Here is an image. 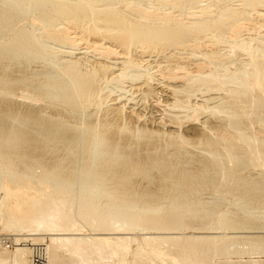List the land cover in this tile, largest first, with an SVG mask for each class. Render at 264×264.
<instances>
[{
  "label": "bare ground",
  "instance_id": "6f19581e",
  "mask_svg": "<svg viewBox=\"0 0 264 264\" xmlns=\"http://www.w3.org/2000/svg\"><path fill=\"white\" fill-rule=\"evenodd\" d=\"M253 13L264 20V0H0V93L9 86L8 92L0 95V98L6 96L10 101L21 99V102L31 103L25 109L14 108L11 103L5 106V118H0V133L6 132L0 138L5 145H0L6 148L7 153L13 148L12 158L20 166L11 159L8 164L15 169L21 167L20 171V168L15 171L9 167L4 170V161L0 162V224L6 223L4 220L9 214L5 207L6 198L13 196L4 190L3 176L6 173L11 178L10 183L21 188L32 184L44 190L43 184H47L51 190L48 197L54 199L55 204H50L53 208L45 210L49 211L48 214L43 213L47 214L46 218L43 214H40L41 218L36 215L38 221L35 223L37 228L48 231V264H152L145 252L159 245L167 246L169 250L177 249L183 234L176 230L181 227L182 221L194 230H223L226 227L227 231L187 233L189 235L185 240L190 247L189 254H180L178 250L169 255L162 253L167 262L155 258L158 264H211L213 257L224 258L218 261L219 264H247L246 260L234 261L231 256L264 255V22L260 29L258 24H251ZM70 24L82 31L85 26L89 28L92 25L95 33L103 35L104 39L114 38L112 41H115L113 45L110 39L111 43H107L106 39L102 41L104 43H90L79 36L77 29H68V25L72 28ZM253 26L257 28H254V35L241 33L242 30L253 29ZM224 34L227 37H223ZM202 36H206L210 43L201 41ZM157 39L163 40L162 43L170 41L172 45L188 43L192 48L200 49L196 52L198 49L190 48V52L189 47L184 46L190 52L186 56L204 59L197 62L206 64L203 65L206 70L192 73L190 64L182 63L184 59L180 57L179 61L176 57L172 61L174 64L177 62L174 66L169 62V65H165L170 68L169 71L184 73L180 77L176 76V72L171 74L176 76L173 79L184 80V84H181L186 86L184 92L187 96L184 99L187 104H179L181 100L176 98L171 106L174 110L180 107L182 115L177 111L175 114L168 111L167 114L169 117L172 116L169 114H173L176 118L184 115L185 119L198 121L203 116L198 123L202 125L201 134L208 138L204 144L201 141L205 147L196 148L197 145L193 152L185 148L192 144L186 145V139L180 132L173 130V134L167 130L170 137L176 136L170 139L173 143L170 146L174 145L178 151L169 152L171 147L168 146L167 153H164L165 149L162 154L152 155L146 150L147 155H144L145 152H140L143 149L139 147L142 157L137 150L138 145L135 144L134 150V146L128 149V142L147 141L150 131L134 125L137 134L133 135L131 121L128 123L132 124L131 130L128 126L129 131H126L125 122L123 126L118 124L122 126L119 128L113 121L127 119L123 110L126 101L132 98L127 97L130 92L124 83L130 80L148 85L153 79L152 65L139 58L133 59L136 55L130 56L133 52L129 54L130 57L124 58L117 47L120 44L126 55L128 50L135 49L138 42L145 40L155 44ZM118 40L119 44L114 45ZM80 41L85 44L84 47L76 46ZM92 45L99 49L96 51L100 55L95 57L96 62H89L91 65L88 66L86 53L94 50H88ZM207 45H211V49ZM173 51L178 52L176 49ZM111 54H121L123 59L115 60L113 57L112 60ZM33 62L34 68L30 69ZM96 80L99 84H96ZM111 85L115 89L118 87L119 93L109 104L104 97L108 96L106 92H112ZM194 86L200 96L189 89ZM123 100L125 102L121 104ZM41 102L43 106H39ZM91 106L101 113L104 110L102 120L97 117L92 121L89 118L92 113L87 110ZM91 110L93 112L94 108ZM139 114L135 113L137 119L140 118ZM69 118L75 119V123L71 124ZM168 119L170 123L173 120ZM175 120L172 122L176 123ZM177 121L181 124L182 119ZM124 132H127L125 138ZM140 132H145L147 140ZM214 132L226 133L216 135ZM102 143L103 147L100 148ZM130 150H133V154L127 157ZM5 152L2 151L3 155ZM196 153L202 155H198L201 159H195ZM169 158L174 163H170ZM179 165L184 169L180 173L176 171L179 174L174 185L169 187L170 197L166 207V202L162 201L168 196L164 192L162 194L168 188L165 179L171 177L174 171L171 169ZM161 166L170 170L165 174L160 170V175L165 176L163 184L166 183V188L161 184V195L158 193L160 196L155 199L154 195L149 194L147 186L155 182L158 177L155 170ZM22 177L27 179L28 184H22ZM136 177L140 178L137 182L134 180ZM143 181L147 184L142 188L144 196L141 194L139 198L138 191ZM103 185L109 199L101 201L94 196L102 192ZM108 188L119 190L120 195L108 193ZM207 188L213 191L208 192ZM225 194L232 195L233 200L230 199L229 205L233 209L227 205L229 198ZM31 202L29 205L34 209L40 206L35 201ZM105 208L111 210L108 213L111 214L110 226L100 218ZM72 219L81 222L82 225L77 223V228L86 227L88 232L71 234L72 230H76V227L72 229ZM10 220L11 230L17 231L19 223L13 217ZM214 222L220 227H215ZM149 229L153 230L152 233H143ZM124 230H134L140 234L126 235ZM93 231L125 235L92 236ZM20 235L16 234L11 239L15 244L13 252L0 241V264H32V245L39 242L32 241V235V240L20 243ZM80 242H88V248L81 247ZM131 242L133 245L135 243L134 248L128 247ZM61 249H68L72 254L65 256L60 253ZM118 257L116 263L111 261ZM252 264L257 262L252 261Z\"/></svg>",
  "mask_w": 264,
  "mask_h": 264
},
{
  "label": "rangeland",
  "instance_id": "374dc122",
  "mask_svg": "<svg viewBox=\"0 0 264 264\" xmlns=\"http://www.w3.org/2000/svg\"><path fill=\"white\" fill-rule=\"evenodd\" d=\"M253 17V18H252ZM256 18V19H255ZM260 20H262V19H260V17H258V16H255V14L253 13L252 15H251V17H250V23L252 22V23H254V25L255 26H257L256 24H258V29H260L261 27V24L264 22V20H262V21H260ZM257 21V22H256ZM259 22V23H258ZM251 23V24H252ZM71 25V24H70ZM72 26V28H69V25H68V29H70V30H75V31H77L78 30V34H79V36L80 37H83L84 39H86V40H89L90 41V43L92 42V41H94V42H96L97 43V41L99 42V43H104L105 42V39H106V41H107V43H111L112 45H113V41H115V40H113L112 41V39H114V38H105L104 39V37H103V35H100V34H97V33H95V31H94V29H93V27H92V25H89V28H87L88 27V25L87 26H85V29L82 31V30H80L79 28H75L74 29V27H76L74 24H72L71 25ZM70 26V27H71ZM74 26V27H73ZM249 26H252V25H249ZM255 26H253V29H249L250 31H253V32H250L249 30L247 31V30H242V32L241 33H243V34H245L246 32V34L245 35H249L248 33H250V35H254L253 33L256 31V30H254V28H255ZM77 29V30H76ZM255 29H257V28H255ZM263 32V31H262ZM228 35V34H227ZM210 36V35H209ZM203 38L201 39V41H204V42H207V43H210V41L209 40H207V37L206 36H202ZM223 37H227L225 34L223 35ZM93 38V39H92ZM206 38V39H205ZM91 39V40H90ZM96 39H98V40H96ZM111 40V42H110V40ZM104 40V42H102ZM158 40V39H157ZM162 41L163 40H158V42H156L155 41V44L153 43V42H151V41H146L145 42V40H144V42L143 41H140V42H138L136 45H135V49H134V47H133V49L135 50V52L136 51H138V52H134L133 51V49H132V51L131 50H128V54L126 53V55H125V50H122L121 48H122V46L119 44V40L117 41V42H114V45H118V47H117V49L119 48L120 49V53L124 56V58L125 57H127V56H129V54L130 53H132L133 52V54L132 55H130V56H132L133 57V55L134 54H136V55H134V58L133 59H140V60H143V62L145 61V63L148 65V64H150V66L152 67L151 68V75L153 76V79H150V81H149V84L148 85H145L144 86V83L143 82H137V81H130V80H128L126 83H124L125 84V88H127L128 90H129V94H128V96L127 97H129V98H132L130 101H126V106H125V109L123 110V114H124V118H127L128 120L132 117H134L133 119H130L129 120V122H128V120L127 119H125V120H123V121H121V119H115L114 121H113V123L115 124H120V125H122L123 126V123L125 122L126 123V126H125V128H127V130L126 131H129V130H131V131H134V132H132L133 133V135L136 133L137 134V132H135L136 130H134V129H136V126H137V128L139 127L140 129H143V127H144V129H146L147 131H150L149 133V140H147L146 139V134H145V132H140L141 133V135H142V137L143 138H145L147 141H138V143H137V141H129L128 143H130V144H128V149H132L131 148V146L133 147V150L135 149V144H137L138 145V148H137V150H138V152L141 150L140 148H142L143 150H144V148H146L144 151L143 150H141L140 152H145L146 150H148V151H146L148 154L149 153H151L152 155H158V154H162L163 153V151H164V153H167V149L169 148V147H171V149L169 148L168 149V151L169 152H172V153H176L178 150H177V148L173 145V146H170V145H172L173 143L172 142H170V139L172 140V137L174 138V137H176V136H174V135H172L171 137H170V135H168V133H167V130H168V132H170V133H172L173 132V134H174V131L173 130H175V132L177 133V132H180L182 135H183V137L186 139V145H191L192 144V146H190V147H192V148H190V147H185L186 149H188V150H190V151H193L194 152V150H195V146H197L196 148H199V147H205V146H203V144H204V142H205V140L208 138L207 137V135L205 136V135H202L201 133H202V130H201V128H202V125H199L200 123H198L199 121H201V120H203V116H200V120L198 121L197 119H194V118H192V120L190 119V120H188L187 119V117H186V119H185V116L183 115V116H180V117H175L173 114H175V112L178 114H180V115H182L183 114V112H181V110H180V107H177L175 110L171 107L172 105H173V103L175 102L174 100H176V98L178 99V100H183L184 101V103H183V101L181 102L180 101V103L179 104H187V100H184V99H187L186 97V92H184L185 91V89H186V86H184V85H182V84H184V83H182V82H184V80L182 81V79L180 80V79H173V77H180V76H183L184 75V73H182V72H179L178 71V73L176 72H174V70H172V71H169L170 70V68H168V66H166L165 67V65H169V64H171L172 63V61L174 62V59H175V57L177 58V61H179V58L178 57H180V59L182 60V59H184V60H182L181 62L182 63H184L185 64V62H186V64L188 63V64H190L189 65V67H191L190 68V70L192 71V73H198L199 71H203V70H206L207 68L205 67V66H203V65H206V64H202V63H199L198 64V62L197 61H203L204 59L203 58H198V59H195V58H192V57H190V55H187V56H189V57H187L185 54L186 53H190L191 52V50H190V48H192L191 46H189L188 45V43L187 44H185V45H172V43L170 42H167V43H162ZM78 42V41H77ZM81 43V41L79 42V43H77V45L76 46H79V47H84L85 46V44H80ZM106 43V44H107ZM116 43H118V44H116ZM140 43V44H139ZM161 43V44H160ZM142 44V45H141ZM154 44V45H153ZM163 45V46H160V45ZM82 45V46H81ZM147 45H149V47H147ZM150 45H152L153 47H150ZM155 45H156V47H155ZM169 45V46H168ZM141 46H144V48L143 47H141ZM165 46V47H164ZM176 46V47H175ZM184 46L186 47V48H188L187 50L188 51H190V52H188L185 48H184ZM93 47V48H92ZM137 47V48H136ZM140 47V48H139ZM146 47V48H145ZM167 47H168V49H167ZM181 47H183L182 49H181ZM204 47V46H203ZM207 47L209 48L210 47V49H211V45L210 46H208L207 45ZM212 47H213V45H212ZM150 48V49H149ZM158 48H160L162 51H160V49H158ZM163 48V49H162ZM205 49H206V46L204 47ZM91 49H94V50H91ZM118 49V50H119ZM137 49V50H136ZM139 49H141V51H139ZM143 49V50H142ZM160 51V52H158V50ZM177 50L178 52H174L173 50ZM181 51H180V50ZM193 49H198V48H192V50ZM88 50H91L90 52H89V54H88V52L86 53L87 54V57H88V59H89V61H88V66L89 65H91V63L93 64V62H96L97 61V59L95 58V57H99V49L98 48H95V45H92L91 47H90V49H88ZM96 50H98V51H96ZM153 50L154 51H156V52H153ZM167 51L166 53L164 52V51ZM184 50V51H183ZM187 52H186V51ZM194 50V51H195ZM152 51V52H151ZM171 51H172V53H171ZM185 52V53H183V52ZM200 51V49H198V51L196 50V52H199ZM97 52V53H96ZM124 52V53H123ZM141 52V53H140ZM164 52V53H163ZM169 52L171 53V54H169ZM141 54V56H140V54ZM157 53H159V54H157ZM161 53V54H160ZM174 53H176V54H174ZM90 54H92L91 56H90ZM95 54V55H94ZM114 55V54H111V55H113V56H111L110 55V57H112V60H113V57H114V59L116 60H120V59H123V56L122 55ZM138 54V55H137ZM169 54V55H168ZM163 55H164V57H163ZM185 55V58L183 57ZM119 56H122V58L121 57H119ZM129 56V57H130ZM159 56V57H158ZM160 56L162 57V58H160ZM166 56V57H165ZM170 56H171V58H170ZM91 57V58H90ZM116 57V58H115ZM119 57V58H118ZM169 57V58H168ZM93 58V59H92ZM165 59V60H163L162 61V59ZM166 58H168V60L166 59ZM170 59V60H169ZM189 59V60H188ZM191 59H194V60H191ZM186 60V61H185ZM147 61V62H146ZM160 61V62H159ZM165 61V62H164ZM89 62H91V63H89ZM162 62H163V64H162ZM169 62V64H167ZM191 62H192V64H191ZM195 62V63H194ZM156 63H158V66H157V64ZM177 62L175 61V64H176ZM174 63H172V66H174L173 65ZM35 65V62H33V64H32V66L30 67V69L32 68H34L33 66ZM161 65V66H160ZM164 65V66H163ZM202 65V66H201ZM153 66H154V68H153ZM157 66V67H156ZM171 66V65H170ZM169 66V67H170ZM155 67H156V70H155ZM160 67V68H159ZM203 67L204 68H206V69H203ZM159 68V69H158ZM164 68V69H163ZM167 68V69H166ZM153 69H154V71H153ZM169 69V70H168ZM164 70V71H163ZM176 70V69H175ZM1 71V70H0ZM158 71V72H157ZM161 71V72H160ZM168 71H169V73H168ZM164 72V73H163ZM2 73V71L0 72V74ZM159 73V74H158ZM163 73V74H162ZM166 73H168L166 76L167 77H169V79H167L166 80V76H165V74ZM171 73H175L176 74V76H175V74H174V76H173V74H171ZM156 74V75H155ZM160 74H162V75H160ZM171 74V75H170ZM169 75V76H168ZM160 76H162V77H160ZM164 77H166V78H164ZM158 78V79H157ZM161 78V79H160ZM164 78V79H163ZM172 78V79H171ZM158 82H157V81ZM160 80V81H159ZM162 80V81H161ZM170 80L172 81V82H170ZM173 80H174V82H173ZM176 81V82H175ZM96 84H99V81H97L96 80ZM129 82V83H128ZM163 82V83H162ZM141 83V84H140ZM182 83V84H181ZM124 84H123V86H124ZM133 84V85H132ZM175 84L177 85V84H179L178 86H175ZM1 85V84H0ZM130 85H132L133 87H131ZM168 85V86H167ZM172 85H173V87H172ZM112 87H113V89H112V92L110 91V92H106V95H108L107 97L105 96L104 98V101L106 100V101H108V103L110 104V101L112 102V99H114L115 97H116V94H117V92L119 93V88L118 87H116V89H115V86L114 85H111ZM110 86V87H111ZM183 86V87H182ZM146 87V88H145ZM175 87V88H174ZM177 87V88H176ZM182 87V88H181ZM147 88H149L150 89V91H148L149 89H147ZM172 88V89H171ZM174 88V89H173ZM184 88V89H183ZM197 87L196 86H194V88H190L189 87V89L190 90H193V91H195V89H196ZM8 89H9V86H7V88H5V89H1L2 91H3V93H5V92H8ZM114 89H115V91H114ZM136 89V90H135ZM188 89V88H187ZM5 90V91H4ZM134 90H135V92H134ZM140 90H141V92H140ZM142 90H144V91H142ZM132 91H133V93L134 94H132ZM146 91V92H145ZM155 91V92H154ZM177 91V92H176ZM181 91V92H180ZM115 92V94H114V96H113V93ZM143 92H144V97L142 96L143 95ZM158 92V93H157ZM3 93H0V95H3ZM179 93H182V94H179ZM195 93H196V95H197V93H199L198 91H195ZM18 94H20V92H18ZM110 94V95H109ZM140 94V95H139ZM175 94V95H174ZM180 95V96H178V95ZM159 96V97H158ZM182 96H183V98H182ZM197 96H200V93H199V95H197ZM174 97V98H173ZM179 97V98H178ZM181 97V98H180ZM6 98V99H5ZM5 98L4 97H2L1 96V98H0V113H2V114H0V118H5V109H6V107L7 106H10L11 105V103H12V106L15 108H17V107H23L24 109L25 108H27L28 106H30V104L31 103H29V102H21V99H16L15 101L14 100H9L8 99V97H6L5 96ZM107 98V99H106ZM111 98V99H110ZM154 98H156V99H154ZM109 99V100H108ZM145 99L147 100L146 102H145ZM160 99H162V100H160ZM168 99V100H167ZM150 100V101H149ZM145 103H144V102ZM166 101H168V102H166ZM171 101V102H170ZM21 102V103H20ZM121 102H123V103H121ZM120 103L121 104H124V102H125V100H123V101H121ZM157 102V103H156ZM113 103V102H112ZM160 103V104H159ZM163 103H172V104H166V105H164ZM21 104V105H20ZM40 104V105H39ZM38 105L39 106H43V104H42V102L41 103H39ZM42 104V105H41ZM118 105H119V102L117 103ZM162 104V105H161ZM24 105V106H23ZM132 105V106H131ZM5 108H4V107ZM128 106L129 107H131L132 109L130 110V108L129 109H127L128 108ZM35 107H36V105H35ZM162 107V108H161ZM166 107H171L169 110H168V108H166V110H165V108ZM3 108V110H1ZM94 108V110H93V112H92V110L91 109H93ZM134 108H135V110H134ZM161 108V109H160ZM96 109V110H95ZM158 109V110H157ZM162 109H163V112H162ZM174 110V111H170V110ZM177 109H179V111L177 110ZM87 111H90V113H92L90 116H89V118H91L92 119V121H95L96 119H97V117H98V119L100 118L101 120H102V117H103V113H104V110H103V112L101 113V111L100 110H98L97 111V108L95 107V106H91ZM125 111H127V112H125ZM168 111L171 113H173V114H169L171 117H169L168 116ZM97 112H99V113H101V114H99V113H97ZM140 114H139V113ZM165 112H166V114H167V116H164V115H166L165 114ZM131 113H132V116H130L131 115ZM135 113L138 115L139 114V119H137L138 118V116L137 115H135ZM162 113V114H161ZM125 114H127V116L125 115ZM136 116H134V115ZM164 114V115H163ZM4 115V116H3ZM142 116V118H141V116ZM2 116V117H1ZM101 116V117H100ZM161 116V117H160ZM165 118H164V117ZM173 116L176 118V120H175V118L173 119ZM130 117V118H129ZM183 117H184V119L185 120H187V121H185L184 119H183ZM202 117V118H201ZM136 118V119H135ZM161 118V122L159 121V119ZM168 118H170V120H175V122L176 123H174V122H172L171 121V123H173V124H171L170 123V121H169V119L167 120ZM172 118V119H171ZM182 119V121H180L181 122V124L180 123H177V122H179V121H177V120H181ZM70 120H72V121H70ZM120 120V122H118L117 123V121H119ZM183 120H184V122H183ZM69 121L71 122V124H74L75 123V119H71V118H69ZM80 121V120H79ZM127 121V122H126ZM130 121H131V123L133 124V126L134 125H136V126H134L133 128H131L132 127V124L130 125H128V123H130ZM165 123H164V122ZM212 121H215V119H212ZM136 122V123H135ZM183 122V123H182ZM192 122V123H191ZM197 124H196V123ZM125 123H124V125H125ZM168 123V124H167ZM185 123V124H184ZM115 124V125H116ZM116 125V126H117ZM120 125H118V127L120 126ZM142 125H144V126H142ZM180 125V126H179ZM122 126H120V127H122ZM128 126H129V130H128ZM145 126H146V128H145ZM119 127V128H120ZM177 127V128H176ZM131 128V129H130ZM148 128H149V130H148ZM163 129V130H162ZM171 129V130H170ZM162 130L163 131V133H162V131L160 132V131ZM170 130V131H169ZM177 130V131H176ZM192 130V131H191ZM201 130V131H200ZM153 132V133H152ZM6 132H1L0 133V135H1V137L0 138H3L5 135ZM131 133V134H132ZM188 133V134H187ZM222 133H226V132H214V134H216V135H218V134H221L222 135ZM88 134V133H87ZM87 134H86V136H87ZM160 134H164L163 135V137H162V135H160ZM194 134V135H193ZM201 134V135H200ZM167 135V136H166ZM187 135V136H186ZM127 136V132L125 133L124 132V135H123V137L125 138ZM169 136V137H168ZM190 136H192V137H190ZM195 137V138H194ZM140 138H141V136H140ZM147 138H148V136H147ZM162 138V139H161ZM166 138H167V140H166ZM190 138V139H189ZM194 138V139H193ZM204 138V139H203ZM197 139V140H196ZM163 142V143H160L161 141ZM195 141L194 143L192 142V141ZM160 141V142H159ZM167 141V142H166ZM201 141H203L202 143V145H201ZM1 142H3V140H1L0 139V144L3 146V144L5 143V142H3V143H1ZM134 144H133V143ZM198 142V143H197ZM104 143V142H103ZM103 143L101 144V146H100V148L101 147H103ZM132 143V144H131ZM141 143V144H140ZM148 144V145H147ZM162 144V145H161ZM0 145V146H1ZM5 145V144H4ZM123 145H125V143L123 144ZM140 145V146H139ZM141 145H143V146H141ZM159 145V146H158ZM0 147L1 149V151H0V162L2 163L3 161H4V163L5 164H8V161H10V159L11 160H14L12 157V155H13V148L11 149L10 148V153L8 152H5V150L4 149H6L5 147ZM146 146V147H145ZM169 146V147H168ZM140 147V148H139ZM144 147V148H143ZM165 147V148H164ZM159 148H163L162 150L161 149H159ZM173 148V149H172ZM3 149V150H2ZM120 149H122V147H120ZM120 149H119V151L118 152H120ZM149 149H150V151H149ZM194 149V150H193ZM133 150H130L128 153H127V157H129V156H131L132 154H133ZM155 150V151H154ZM160 151V153L159 152H156V151ZM2 151H4L5 153H4V155H3V153H2ZM153 153H152V152ZM174 151V152H173ZM139 152V153H140ZM144 153V155H147V153ZM155 152H156V154H155ZM182 152H183V150H182ZM8 154V155H7ZM10 154V155H9ZM197 155H195V159H201V157L199 158V156H202V155H200V154H198V153H196ZM6 155V156H5ZM199 155V156H198ZM140 156H142L143 157V154L142 153H140ZM5 157V159H3V158ZM7 157H8V159H7ZM9 157H11V158H9ZM19 158H20V155H19ZM133 158V157H132ZM131 157H130V159H132ZM7 159V160H6ZM71 159V158H70ZM128 159V158H127ZM129 159V160H130ZM14 162L15 163H18L17 165H19L20 166V164H19V162L17 161V160H14ZM169 162L170 163H174V160H172V159H170L169 158ZM4 163H2V165H3V168H4V170H6L8 167H9V169L11 168V166H9V164L8 165H5ZM105 163H107V162H105ZM109 163V162H108ZM159 163H162V161L161 162H159ZM162 165V164H161ZM17 167L18 169H19V171L21 170V167ZM179 167V168H178ZM178 168V169H177ZM12 170H18V169H15V168H11ZM177 169V170H176ZM184 168L183 167H181L180 165L179 166H177L176 168H172L171 170L174 172H172L171 174H172V176L173 175H175V176H171L172 177V181H171V177H167L166 179H165V181H166V183H167V186H168V188H166V183L165 184H163V180H164V178H165V176H162V175H160V173H161V171H162V173L163 174H165L166 172H168L169 170H170V168L169 169H165V168H163L162 166L161 167H158V169H156L155 170V172H157V173H155V175L156 176H158L156 179H155V182H153V183H155L154 185H153V183L152 184H150V185H148L147 186V190L149 191V194H152V195H154L153 197L155 198V199H157V197H158V195L160 194L161 195V192L159 193V191H162V186H163V188L165 189H168L167 191H166V189L164 190V191H162V194H163V192L164 193H166V195H168L167 196V198L165 199V200H162V201H164V203H165V205H166V207L168 206V197H170L169 196V194H168V191H169V187L170 186H172V185H174L173 184V182L174 181H177V176H178V174L183 170ZM161 170V171H160ZM176 171H178L179 173H177ZM167 175V174H166ZM177 175V176H176ZM9 176V174H4V176H3V180H4V190L6 191V192H11V194L13 195L12 197L11 196H9V197H7L6 198V210H7V212L9 213L8 214V216L6 217L7 218V220H6V218H5V220H4V222H6V223H3V225H1L0 224V241H1V238H8V240H9V242H10V252H13L14 250H15V244L13 243V241L11 240L14 236H16V234H22V235H20V237L22 238V241L20 242V243H22V242H26V241H28V240H32L33 238L35 239H33L32 241H36V242H43V243H46V245H47V251H48V243H49V239L47 238L49 235H48V231H46V230H42V228H37V226H36V224L35 223H37V221H38V218H36V215H39V218H41V216L42 215H40V214H43L44 212H47V211H45V210H47V209H49L51 206H53V204H55V202H54V199H51V198H49L48 196L50 195V193H51V190H50V188L48 187V185L47 184H43V186H45V189L44 190H40V189H38L37 187H35V186H33L32 184H29L28 186H26V187H20V186H18V185H16V184H14V183H10V180H11V178H10V176ZM160 177V178H159ZM176 177V178H175ZM137 178V177H136ZM134 179L136 182L137 181H139L140 180V178H137V179ZM21 179H23L22 181V184H24V185H26V184H28V182H27V179L26 178H24V177H22ZM139 179V180H138ZM162 180V182L160 181V180ZM174 179V180H173ZM161 182H159V181ZM169 180V181H168ZM145 182V183H144ZM158 182V183H157ZM168 182L170 183V184H168ZM157 183V184H156ZM146 184H147V182L146 181H143L142 182V184H141V187H140V191H138L139 193V195H138V197L140 198L141 196V194H142V188L143 187H145L146 186ZM162 184V186H160ZM165 185V186H164ZM104 186V187H103ZM102 186V192L100 193V194H97V195H95L94 197L95 198H97V199H99V200H101V201H104V200H108L109 198H108V196L106 195V193H107V191H105V189H106V187H105V185H103ZM155 186H156V189H155ZM155 190H154V189ZM151 189H153V190H151ZM209 188H207V191L208 192H212L213 190H211V189H209ZM158 190V191H157ZM151 191H153V192H151ZM206 191V190H205ZM207 191H206V193H207ZM109 192H111V193H114V194H116V195H120V193H119V190H111L110 188H108V193ZM157 194H156V193ZM153 193H155V194H153ZM159 193V194H158ZM102 194V195H101ZM143 195V194H142ZM159 195V196H160ZM193 195H194V193H193ZM144 196V195H143ZM157 196V197H156ZM225 197L227 196L229 199H227L228 201L226 202L227 203V205H229V202L231 201V200H233V198H232V195H230V194H225L224 195ZM226 197V198H227ZM28 198H30V199H28ZM154 199V200H155ZM231 199V200H230ZM31 201H35L38 205H40L39 207H40V209H39V207L38 208H36V209H34V208H32L29 204L30 203H32ZM111 201H113V200H111ZM159 202L161 201V200H158ZM216 201H218V200H216ZM226 203H225V205H226ZM37 204L35 205L36 207H37ZM50 204H51V206H50ZM49 206V207H48ZM47 207V208H46ZM229 207L231 208V209H233V207L232 206H230L229 205ZM51 208H53V207H51ZM50 208V209H51ZM49 209V210H50ZM40 211V212H39ZM43 211V212H42ZM49 212V211H48ZM48 212H47V214H48ZM37 213V214H36ZM108 213H111V210L109 209V208H105V209H103V212L100 214V218H102V222L104 223V224H106L107 226H110V218H111V214H108ZM35 214V215H34ZM47 214L45 215V214H43V217H44V215H45V218H46V216H47ZM10 217H13V218H15L16 220H17V222L19 223V224H17L18 225V227H19V231L17 230H11V220H10ZM35 217V218H34ZM34 218V219H33ZM29 219H31V221L29 220ZM36 219V220H35ZM43 219V218H42ZM33 220H35V221H33ZM72 224H73V226H72V229H74L75 227H76V225L78 226V224H80L81 222L80 221H78V220H76V222H75V219H72ZM216 221V220H215ZM28 222H30V224H28ZM32 222H34V223H32ZM24 223V224H23ZM78 223V224H77ZM22 224V225H21ZM28 224V225H27ZM75 224V225H74ZM215 224H217V226L215 225ZM24 225V226H23ZM26 225V226H25ZM29 225H31V226H29ZM33 225V226H32ZM36 227H35V226ZM80 225H82V224H80ZM2 226V227H1ZM20 226H23L22 228H23V230H22V228L20 227ZM214 226L215 227H220L219 226V224L216 222H214ZM25 227H27V228H25ZM32 229H31V228ZM79 227V226H78ZM147 227L149 228V226L147 225ZM6 228V229H5ZM35 228H37V229H40V230H37V229H35ZM226 227H223V230L220 228V230H217V229H219V228H215V229H192L191 228V226L190 225H187V223H185V222H181V227H179V229H177L176 231L177 232H179L180 234H183L182 235V238H181V240H180V242H179V246L177 247V249H175V250H178L179 252H180V254H183V255H188L189 254V245H188V243H187V241L185 240L186 239V237L189 235V234H192V233H197V234H199V233H201L202 231H213L214 233L215 232H217V231H227V229H225ZM9 229V230H8ZM28 229V230H27ZM79 229H81V230H79ZM5 230V231H4ZM11 230V231H10ZM42 230V231H41ZM21 231V232H20ZM152 231L153 230H151V229H149V230H147V232H145V231H143V233L144 234H147V233H152ZM201 231V232H200ZM23 232V233H22ZM32 232H34L33 234H28V233H32ZM37 232V233H36ZM42 232H43V234H42ZM72 232H74V233H87L88 231L86 230V227H81V228H77L76 227V230H72L71 231V234H72ZM126 235H134V234H140V232H138V231H127V230H124L123 231ZM122 232V233H123ZM128 232H129V234H128ZM132 232V233H131ZM16 233V234H15ZM35 233H36V235H35ZM38 233H40L39 235H40V237H39V235H38ZM113 233H115V234H112V233H106L105 234V232H92V236H98V235H123V234H120V233H118V232H113ZM187 233H189V234H187ZM124 234V235H125ZM185 234V235H184ZM208 234H210V233H208ZM25 235H26V237H25ZM31 236L30 238H28L29 236ZM32 235H33V238H32ZM37 236V237H36ZM45 236V237H44ZM72 236H79V235H72ZM80 236H83V235H80ZM36 237V238H35ZM45 239H44V238ZM1 244V243H0ZM79 245L81 246V247H84V248H88V245H89V243L88 242H80L79 243ZM157 245H159V244H157ZM156 244H155V246H157ZM154 245H153V247H155ZM128 247H130V248H134L135 247V243H134V245H133V243L131 242L130 243V245L128 246ZM12 249V250H11ZM175 250H169V248L167 247V246H161V245H159L158 247H155V249L154 250H148V251H146L145 253H146V256H147V258L149 259V261L152 263V264H158L154 259L155 258H157V259H162L163 261L165 260V262H167V260H166V258H165V256H163V254L162 253H165L166 255H169V254H171L172 252H176ZM213 251H211V253H212ZM60 253L61 254H63V255H65V256H70L71 254H72V252L70 251V250H66V249H61L60 250ZM76 256V255H75ZM246 256V257H245ZM167 257V256H166ZM119 258L120 257H118V258H112L111 259V261L112 262H114V263H116L117 262V260H119ZM231 258H232V260H234V261H240V260H242V261H245L246 260V263L247 264H252V261H256L257 262V264H264V255L262 254V255H260L259 254V256H255V255H253V256H251V255H244V256H238V255H233V256H231ZM254 258V259H253ZM224 258H222V257H213L212 258V260H211V264H219V262L218 261H221V260H223ZM105 261H107V260H105ZM84 264H86V262H84ZM88 264H90V263H88ZM122 264H125V263H122Z\"/></svg>",
  "mask_w": 264,
  "mask_h": 264
},
{
  "label": "built area",
  "instance_id": "2783aa9c",
  "mask_svg": "<svg viewBox=\"0 0 264 264\" xmlns=\"http://www.w3.org/2000/svg\"><path fill=\"white\" fill-rule=\"evenodd\" d=\"M2 244L7 248H10V242L6 238H1ZM32 264H48L47 256V246L46 243L39 242L32 245V255H31Z\"/></svg>",
  "mask_w": 264,
  "mask_h": 264
}]
</instances>
